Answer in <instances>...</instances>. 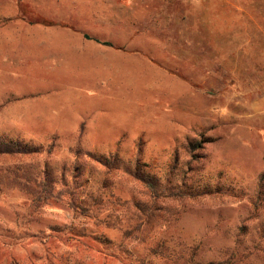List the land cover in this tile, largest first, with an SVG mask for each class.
Wrapping results in <instances>:
<instances>
[{"label": "rangeland", "instance_id": "obj_1", "mask_svg": "<svg viewBox=\"0 0 264 264\" xmlns=\"http://www.w3.org/2000/svg\"><path fill=\"white\" fill-rule=\"evenodd\" d=\"M13 22L70 26L128 53L111 130L50 135L54 122L36 119L30 89L0 81V135L45 148L26 162L56 167L60 180L64 166L84 167L99 194L127 204L85 217L65 198L39 209L23 192L2 191L0 264H175L152 252L160 246L171 256L195 251L202 264H264V0H0V28ZM80 149L140 160L164 179L176 162L170 177L183 191L218 193L156 205L133 177L77 160L71 151ZM135 203L173 214L138 229ZM54 227L74 240L51 238ZM76 239L104 255L79 258L87 247Z\"/></svg>", "mask_w": 264, "mask_h": 264}, {"label": "crops", "instance_id": "obj_2", "mask_svg": "<svg viewBox=\"0 0 264 264\" xmlns=\"http://www.w3.org/2000/svg\"><path fill=\"white\" fill-rule=\"evenodd\" d=\"M126 53L81 29L13 22L0 28V81L8 89H30L37 98L36 119L54 122L50 135L111 130L112 98Z\"/></svg>", "mask_w": 264, "mask_h": 264}, {"label": "trees", "instance_id": "obj_3", "mask_svg": "<svg viewBox=\"0 0 264 264\" xmlns=\"http://www.w3.org/2000/svg\"><path fill=\"white\" fill-rule=\"evenodd\" d=\"M104 44L111 45L109 43ZM52 150L53 145L49 147L48 154H51ZM44 151L45 148L42 146L30 145L19 139L0 135V159L8 161L5 164L0 165V192L5 190H18L23 192L31 197L33 205L39 209L50 205L52 201H58L65 198L67 200V205L71 209L85 217H91L93 216V211L102 210L113 203H120L122 205L127 204V202L122 201L120 197L113 196L114 198L108 197V199H106L107 197L99 194L94 189L90 181V176L85 174L84 167L78 166L70 169L67 168V166H64L62 169V179L60 180L59 176L56 174V167L51 168L46 163L41 171L35 164L25 161L26 159H33L42 155ZM71 153L77 160L87 158L101 164L108 174L122 172L133 177L149 192L150 198L156 205L160 200L175 202L186 197L198 198L202 196H214L218 193V191L212 189H205L202 191L186 189V192L183 191L184 189L173 183L174 180L170 177L176 169V162L173 167H171L169 177L164 179L160 175L152 173L149 164H142L140 160H138L135 165H131L124 159L118 157V155L104 157L99 156L92 151L82 149L76 151L72 150ZM67 172L71 173V179L68 177ZM258 188L264 190V172L259 176ZM153 203H135V208L138 213V218L136 219L138 229H140L141 226L145 228L155 227L157 222L162 223L164 218L168 217L167 215L173 214L170 206H167V209H162V207L156 208L157 206ZM69 232L70 231L65 227H54L52 228L50 237L61 239L64 242H71L74 240L75 236H68L72 233ZM66 236L67 238H65ZM76 240L82 245H85V242H80L79 239ZM86 247L87 248L85 249L81 246L80 250L85 249V252H83L85 256L81 255L79 258L89 257L93 259L95 252L100 256L104 255L103 251H96L94 248L90 249L91 247ZM151 250L155 255L173 259L175 264H202L195 259V251L192 252L191 255L181 252L178 255L171 256L165 248H162V246ZM138 261L143 263L141 258H139ZM65 263L66 262H64L61 257L58 262L50 260L48 263L38 264ZM10 264L25 263L12 260ZM125 264L131 263L128 262ZM209 264H235V261L230 258L225 261L212 262Z\"/></svg>", "mask_w": 264, "mask_h": 264}]
</instances>
